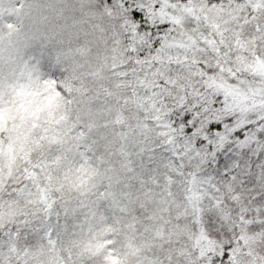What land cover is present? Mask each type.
Instances as JSON below:
<instances>
[{
    "label": "snow or ice",
    "instance_id": "6c2138e0",
    "mask_svg": "<svg viewBox=\"0 0 264 264\" xmlns=\"http://www.w3.org/2000/svg\"><path fill=\"white\" fill-rule=\"evenodd\" d=\"M0 264H264V0H0Z\"/></svg>",
    "mask_w": 264,
    "mask_h": 264
}]
</instances>
